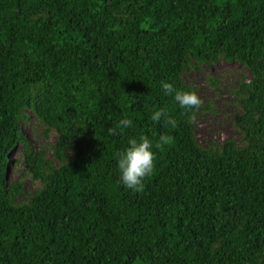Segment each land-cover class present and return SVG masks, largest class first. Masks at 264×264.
<instances>
[{"label":"trees","instance_id":"trees-1","mask_svg":"<svg viewBox=\"0 0 264 264\" xmlns=\"http://www.w3.org/2000/svg\"><path fill=\"white\" fill-rule=\"evenodd\" d=\"M220 60L251 76L230 91L239 139L204 147L212 104L189 123L162 82L196 90L187 77ZM164 133L144 190L126 188L114 154ZM0 264H264V0H0Z\"/></svg>","mask_w":264,"mask_h":264},{"label":"rangeland","instance_id":"rangeland-1","mask_svg":"<svg viewBox=\"0 0 264 264\" xmlns=\"http://www.w3.org/2000/svg\"><path fill=\"white\" fill-rule=\"evenodd\" d=\"M250 71L237 62L228 63L224 60L211 65H204L202 69L192 71L187 81L196 88V91L204 103L212 104V110H207L197 115L195 119L196 137L198 142L206 147L215 142L221 143L226 139H239V134L234 128V117L237 107L233 106L234 96L230 92L245 79H250ZM210 79L219 81V85H213ZM23 131L31 144L39 150H50L56 140V134L52 132L49 136L45 134L46 128L31 115L23 124ZM24 148L18 145L10 154L8 167L9 179H18L22 168L17 167L23 159ZM39 188V184L27 181L26 190L32 193ZM27 197H24L26 199Z\"/></svg>","mask_w":264,"mask_h":264},{"label":"clouds","instance_id":"clouds-1","mask_svg":"<svg viewBox=\"0 0 264 264\" xmlns=\"http://www.w3.org/2000/svg\"><path fill=\"white\" fill-rule=\"evenodd\" d=\"M162 88L166 93L173 95L174 101L185 110V115L189 116L188 122L194 120L195 112L203 105V100L195 89L176 90L173 84L162 82ZM164 119L166 127L175 128L177 121L169 116L164 108L153 111L150 119L154 122H160ZM132 121L128 118L121 119L113 127L108 128L109 135H117V130L123 132L131 127ZM173 137L167 133L161 134L155 144L147 135H141L139 139L130 138L128 147L123 151L115 153L118 160V169L120 180L123 185L132 191L142 192L144 190V179L151 176L155 171L157 154L153 148L163 151L165 146L171 145Z\"/></svg>","mask_w":264,"mask_h":264}]
</instances>
